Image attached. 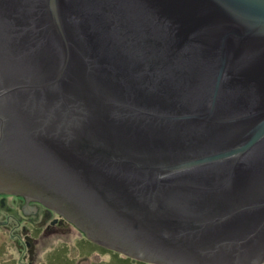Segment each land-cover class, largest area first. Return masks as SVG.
Instances as JSON below:
<instances>
[{
  "label": "water",
  "instance_id": "water-1",
  "mask_svg": "<svg viewBox=\"0 0 264 264\" xmlns=\"http://www.w3.org/2000/svg\"><path fill=\"white\" fill-rule=\"evenodd\" d=\"M0 193L144 264H264V0H0Z\"/></svg>",
  "mask_w": 264,
  "mask_h": 264
},
{
  "label": "rangeland",
  "instance_id": "rangeland-1",
  "mask_svg": "<svg viewBox=\"0 0 264 264\" xmlns=\"http://www.w3.org/2000/svg\"><path fill=\"white\" fill-rule=\"evenodd\" d=\"M18 195L0 193V205L8 204V210L16 216L9 214L3 207L0 212H7L12 217L9 221L6 213H0V264H138L127 260L125 256L102 251L100 248L87 243L71 223L66 229L60 226L61 221L57 218L50 222L55 226L54 232L47 233L45 230L34 231L32 226L22 228L20 231L17 219L21 224L29 218L33 222L39 221L37 227H42L43 222L48 219L42 214V205H37V214L27 215L20 212L21 200ZM4 200V203L2 201ZM32 204H35L32 202ZM28 201L24 200L27 207ZM18 224V225H17ZM24 224H22L23 227ZM31 238V243L27 242ZM34 242V243H33ZM29 244L32 245L30 252Z\"/></svg>",
  "mask_w": 264,
  "mask_h": 264
},
{
  "label": "flooded vegetation",
  "instance_id": "flooded-vegetation-1",
  "mask_svg": "<svg viewBox=\"0 0 264 264\" xmlns=\"http://www.w3.org/2000/svg\"><path fill=\"white\" fill-rule=\"evenodd\" d=\"M17 197L21 200V203L19 204V206H20V207H19L20 212L23 211V212H24L25 214H27V215H35V214H37V209H27V207L24 206V199H23V197H20V196H17ZM5 204H6V205H4V206L0 205V210H3V209H1V207H3L4 210H6L7 212H9V214H11V215H13V216H14V215L16 216V214H13L14 212H11L10 210H8V204H7L6 201H5ZM38 204H39V203H37V205H38ZM27 206H28V205H27ZM44 210H45V208L42 207V211H41V213H42V214L44 213V215H45ZM7 212H0V213H6V214H7L6 217L8 218V220H9V221H12V220H11V219H12L11 215H9ZM41 218H42V216L40 217L39 221L41 220ZM43 218H44V216H43ZM46 218H48V219H46ZM54 218H57V221H58V222L61 221V222H60V226H61L62 228H64V229H66V227L71 226L69 223L65 222L60 216H57V215L54 214L53 212H52L51 214H49V213L46 214V217H45L46 220L43 222L42 227H37L39 221H37V222H33V221L30 219V217H29V218H26L25 222L22 223V224H24L23 227H22V224H21L22 220L20 221V219H17V223L19 224L20 231H22V228H26V230L28 231V229H29L28 226L31 225L34 231H37V230H39V229H41V230L44 229L45 232H47V233H51V232H54V229H55V226H53V223L50 224V222H51L52 219H54ZM18 224H17V225H18ZM30 243H31V242H30ZM33 243H34V242H33ZM28 247L32 249V245H31V244H29Z\"/></svg>",
  "mask_w": 264,
  "mask_h": 264
},
{
  "label": "trees",
  "instance_id": "trees-1",
  "mask_svg": "<svg viewBox=\"0 0 264 264\" xmlns=\"http://www.w3.org/2000/svg\"><path fill=\"white\" fill-rule=\"evenodd\" d=\"M85 240V239H84ZM86 241V240H85ZM87 243H89L88 241H86ZM91 244V243H90ZM93 246H95V247H97V248H100L102 251H104V252H106L107 250H105V249H103V248H101V247H98V246H96V245H94V244H92ZM110 252V251H109ZM112 253H114V252H112ZM114 254H116V253H114ZM118 255V254H117ZM127 260H130L131 261V259H129V258H127V257H125ZM133 261V260H132ZM134 262H136V263H138V264H143V263H141V262H137V261H134Z\"/></svg>",
  "mask_w": 264,
  "mask_h": 264
}]
</instances>
